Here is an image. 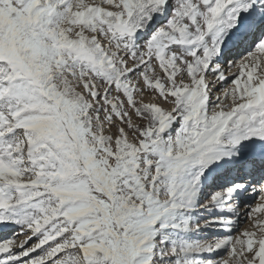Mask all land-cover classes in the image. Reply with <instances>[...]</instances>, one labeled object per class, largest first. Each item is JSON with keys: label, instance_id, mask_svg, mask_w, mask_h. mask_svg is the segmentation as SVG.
Instances as JSON below:
<instances>
[{"label": "snow or ice", "instance_id": "obj_1", "mask_svg": "<svg viewBox=\"0 0 264 264\" xmlns=\"http://www.w3.org/2000/svg\"><path fill=\"white\" fill-rule=\"evenodd\" d=\"M0 264H264V0H0Z\"/></svg>", "mask_w": 264, "mask_h": 264}]
</instances>
